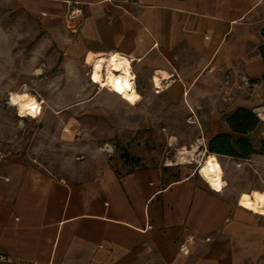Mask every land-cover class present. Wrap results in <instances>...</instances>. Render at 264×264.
Masks as SVG:
<instances>
[{
    "label": "crops",
    "instance_id": "0c3cea01",
    "mask_svg": "<svg viewBox=\"0 0 264 264\" xmlns=\"http://www.w3.org/2000/svg\"><path fill=\"white\" fill-rule=\"evenodd\" d=\"M12 1L57 56L53 66L67 72L58 77L78 71L89 82L91 56L126 57L137 97L186 98L206 149L219 133L236 136L227 123L236 108H264V0ZM76 4L83 19L70 42L65 15ZM171 170L55 174L0 149V264H264V206L252 193L239 201L226 182L220 191L201 173Z\"/></svg>",
    "mask_w": 264,
    "mask_h": 264
},
{
    "label": "rangeland",
    "instance_id": "374dc122",
    "mask_svg": "<svg viewBox=\"0 0 264 264\" xmlns=\"http://www.w3.org/2000/svg\"><path fill=\"white\" fill-rule=\"evenodd\" d=\"M22 15L12 0H0V149L27 154L55 174L84 166L129 170L139 165L170 167L175 176L200 173L210 153L185 97L173 102L139 94L137 104H130L92 80L94 64L87 67L89 82L78 71L73 78H60L67 72L53 66L57 56ZM13 93L31 94L41 107L23 116L11 104ZM257 113L261 124L251 135L260 148L264 108ZM217 158L231 196L240 201L248 190L261 210L264 193L252 189L264 190V155L244 163Z\"/></svg>",
    "mask_w": 264,
    "mask_h": 264
},
{
    "label": "bare ground",
    "instance_id": "6f19581e",
    "mask_svg": "<svg viewBox=\"0 0 264 264\" xmlns=\"http://www.w3.org/2000/svg\"><path fill=\"white\" fill-rule=\"evenodd\" d=\"M90 59L94 64V76L92 79H94L95 83L100 84L101 87L108 88L130 104L137 103V90L133 83L134 75L129 59L118 54L109 58L106 56H91ZM106 66L108 67V72L105 76V72H102V70ZM11 104L18 106L23 116L41 107L40 102L28 93H13ZM201 173L214 188L220 191L223 190L225 186L224 171L215 154L206 156V160L201 165ZM260 198V196L257 197V199Z\"/></svg>",
    "mask_w": 264,
    "mask_h": 264
},
{
    "label": "trees",
    "instance_id": "16d2710c",
    "mask_svg": "<svg viewBox=\"0 0 264 264\" xmlns=\"http://www.w3.org/2000/svg\"><path fill=\"white\" fill-rule=\"evenodd\" d=\"M261 35L263 42L259 46V51L264 60V28ZM227 123L236 136L223 132L212 137L207 146V151L210 154L227 155L240 159H248L255 154L264 155V140L261 142V147L257 148L251 135L261 124V119L254 109L236 108L228 114ZM130 159L127 157V160Z\"/></svg>",
    "mask_w": 264,
    "mask_h": 264
},
{
    "label": "built area",
    "instance_id": "2783aa9c",
    "mask_svg": "<svg viewBox=\"0 0 264 264\" xmlns=\"http://www.w3.org/2000/svg\"><path fill=\"white\" fill-rule=\"evenodd\" d=\"M109 1L116 2L118 0H109ZM82 19H83V10L79 4H76L73 7H71L69 11L67 12V14L65 15V27L67 29L70 42H74L77 40L79 33H80V29H81ZM93 76H94V73L92 75V78ZM133 83L135 86L134 79H133ZM225 92L227 94V97H225V100L229 101L231 99L230 97H228L230 93L228 90H226ZM194 242H195V239L192 236L184 238L179 246L180 253L184 255H189L191 253V245ZM0 258H1V255H0Z\"/></svg>",
    "mask_w": 264,
    "mask_h": 264
}]
</instances>
